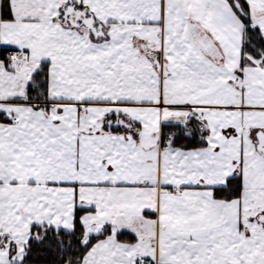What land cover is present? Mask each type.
<instances>
[{
    "label": "snow or ice",
    "instance_id": "snow-or-ice-1",
    "mask_svg": "<svg viewBox=\"0 0 264 264\" xmlns=\"http://www.w3.org/2000/svg\"><path fill=\"white\" fill-rule=\"evenodd\" d=\"M0 264H264V0H0Z\"/></svg>",
    "mask_w": 264,
    "mask_h": 264
}]
</instances>
